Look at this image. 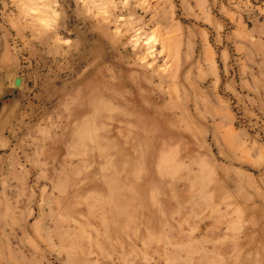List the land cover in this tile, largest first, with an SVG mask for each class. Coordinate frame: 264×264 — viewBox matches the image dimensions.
Segmentation results:
<instances>
[{
    "label": "rangeland",
    "instance_id": "rangeland-1",
    "mask_svg": "<svg viewBox=\"0 0 264 264\" xmlns=\"http://www.w3.org/2000/svg\"><path fill=\"white\" fill-rule=\"evenodd\" d=\"M0 264H264V0H0Z\"/></svg>",
    "mask_w": 264,
    "mask_h": 264
},
{
    "label": "water",
    "instance_id": "water-1",
    "mask_svg": "<svg viewBox=\"0 0 264 264\" xmlns=\"http://www.w3.org/2000/svg\"><path fill=\"white\" fill-rule=\"evenodd\" d=\"M15 85L20 86L21 85V79H16L15 80Z\"/></svg>",
    "mask_w": 264,
    "mask_h": 264
}]
</instances>
